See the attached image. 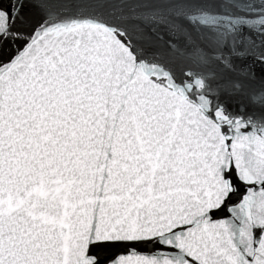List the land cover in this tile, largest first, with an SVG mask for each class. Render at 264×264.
I'll return each instance as SVG.
<instances>
[{
  "label": "snow or ice",
  "instance_id": "snow-or-ice-1",
  "mask_svg": "<svg viewBox=\"0 0 264 264\" xmlns=\"http://www.w3.org/2000/svg\"><path fill=\"white\" fill-rule=\"evenodd\" d=\"M109 245L264 264V0H0V264Z\"/></svg>",
  "mask_w": 264,
  "mask_h": 264
},
{
  "label": "water",
  "instance_id": "water-1",
  "mask_svg": "<svg viewBox=\"0 0 264 264\" xmlns=\"http://www.w3.org/2000/svg\"><path fill=\"white\" fill-rule=\"evenodd\" d=\"M252 70L256 73V77H257L256 81L253 83L252 86L255 88H258L260 86L262 66L259 64H256ZM220 215L222 214H216V218H219ZM136 250L141 253H147L149 251L148 248H145L143 246L137 247ZM96 251L100 254L102 260L105 261V264H106V262L110 259H114L115 257L119 255H126L129 249L122 245H114V246L109 245L107 247L98 248L96 249Z\"/></svg>",
  "mask_w": 264,
  "mask_h": 264
}]
</instances>
